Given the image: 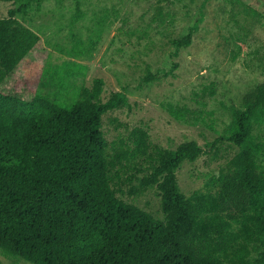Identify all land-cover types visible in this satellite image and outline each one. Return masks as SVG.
<instances>
[{
  "label": "trees",
  "instance_id": "16d2710c",
  "mask_svg": "<svg viewBox=\"0 0 264 264\" xmlns=\"http://www.w3.org/2000/svg\"><path fill=\"white\" fill-rule=\"evenodd\" d=\"M201 21L176 44H190ZM48 59L35 30L12 16L0 18L5 253L34 264H264V141L254 134L264 122V81L243 95L242 106L230 105L222 138L239 150L214 176L212 189L188 195L178 182L181 162L203 152L196 140L157 151L147 180L159 190L161 219L120 198L111 183L102 116L128 103V95L117 91L103 100L105 80L97 77L70 106L45 100ZM149 138L140 131L136 149L148 153Z\"/></svg>",
  "mask_w": 264,
  "mask_h": 264
},
{
  "label": "rangeland",
  "instance_id": "374dc122",
  "mask_svg": "<svg viewBox=\"0 0 264 264\" xmlns=\"http://www.w3.org/2000/svg\"><path fill=\"white\" fill-rule=\"evenodd\" d=\"M10 16L35 30L49 52L45 100L70 106L97 77L105 80L103 100L128 95L102 116L120 198L165 219L159 190L147 180L154 157L191 139L203 152L181 162L179 185L188 195L214 187L239 150L222 138L230 105L242 106L243 95L264 81V0H0V18ZM199 18L192 42L177 45ZM142 130L148 153L136 149ZM254 134L264 141V122ZM0 264L34 263L0 248Z\"/></svg>",
  "mask_w": 264,
  "mask_h": 264
}]
</instances>
